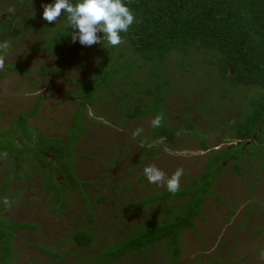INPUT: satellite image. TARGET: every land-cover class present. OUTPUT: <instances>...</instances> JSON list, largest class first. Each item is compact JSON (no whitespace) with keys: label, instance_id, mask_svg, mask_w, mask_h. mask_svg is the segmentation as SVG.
<instances>
[{"label":"trees","instance_id":"obj_1","mask_svg":"<svg viewBox=\"0 0 264 264\" xmlns=\"http://www.w3.org/2000/svg\"><path fill=\"white\" fill-rule=\"evenodd\" d=\"M18 1L28 10L35 2L40 5L50 2ZM124 2L133 11L135 20L121 34L120 44L112 46L104 40L92 44L98 47V58L94 69L85 78L77 79L73 96L80 101L64 140L45 135L28 124L37 110L38 101L29 112H19L9 128L0 132V157L11 159L10 172L1 183L7 194L11 192L8 198L17 197L21 191H11V181L16 182L23 176H39L47 202L56 213L64 210L66 198L73 193L80 195L85 203L87 228L78 226L58 240L74 249L96 248L92 232L94 214L99 205L107 202V197L103 194L91 197L82 186L83 180L77 176L74 155L86 128L83 110L102 99L104 103H114L121 124L135 119L151 120L159 114V127L151 125L148 135L140 138L144 154L149 157L163 145L173 147L178 144L179 133L169 124L165 105L169 101L170 86L178 79L173 74L194 75L197 84H201L197 90L203 92V100L195 102L189 111L195 110L197 114L210 111L218 115L220 121L215 122V126L221 129L213 126L211 129L228 145L221 149L212 148L204 139L207 133L196 130L195 122L184 115L182 119L187 133L198 140L200 149L210 150L201 174L189 178L187 185L178 187L175 193L163 188L126 202L121 207L125 212L150 208L160 215L140 226L125 224L119 228L115 239H109L96 248L95 256L83 258L85 264H116L123 258L135 259V264H141L152 255L154 264L161 261L177 264L182 251L183 231L193 228L203 203L212 194L214 179L223 162L231 164L240 176H243V170L246 171L245 162L256 161L259 169L264 170V0ZM41 11L42 8L29 12L24 17L25 22L37 21ZM21 19L18 15L0 20V32L10 34L13 24ZM57 19L55 25L47 22L43 39L36 49L58 57L70 56L72 52L69 49L74 42L65 33L63 17ZM172 67L175 71H171ZM6 68L26 73L16 64ZM58 69L56 64L53 71ZM109 93L113 96L109 97ZM233 93L236 94L238 108L234 110L236 115L231 117L225 113L222 104ZM241 95H244L243 100L239 98ZM216 102H219V107L213 106ZM256 177L254 175L253 178ZM111 201L115 203L114 199ZM1 212L0 206V264H16V231L36 232L39 226L29 221H11ZM156 245L162 251L159 257L152 254ZM35 246L54 260H65L60 251L50 246ZM48 264L53 262L48 261Z\"/></svg>","mask_w":264,"mask_h":264},{"label":"rangeland","instance_id":"obj_2","mask_svg":"<svg viewBox=\"0 0 264 264\" xmlns=\"http://www.w3.org/2000/svg\"><path fill=\"white\" fill-rule=\"evenodd\" d=\"M40 9L39 2L28 10L21 7L18 0H0V20L8 16L22 17L13 24L10 34L0 32V132L9 128L19 112H29L38 101L37 110L28 124L45 135L64 140L80 101L73 96L77 79L85 78L94 69L98 47L74 42L69 49L72 54L65 57L36 49L48 21L41 17V12L33 23L25 22L24 17ZM13 64L26 73L6 68ZM56 64L59 69L53 71ZM171 71L175 68L172 67ZM173 76L178 79L170 86L165 109L169 124L179 133L178 144L173 147L163 145L149 157L145 156L143 141L140 140L150 132L149 119L121 124L114 103H104L102 99L83 110L86 128L74 155L77 176L83 180L82 186L91 197L96 194L107 197V202L99 205L94 214L92 232L96 248L109 239H115L119 228L125 224L140 226L160 215L150 208L134 212L121 209L128 201L165 188L163 183L147 182L141 171L144 165L154 164L166 174L176 168L182 169L179 188L186 186L189 178L201 174L210 150L200 149L198 140L187 133L182 119L184 115L195 122L196 130L207 133L204 139L212 148L221 149L228 145L211 129L212 126L221 129L215 126V122L220 121L218 115L210 111L201 114L189 111L195 102L203 100V92L198 91L201 84H197L196 77L189 73L180 76L179 72ZM235 95L229 94L228 101L222 104L225 113L231 117L236 115L234 110L238 108ZM239 98L243 100L244 95ZM219 105L216 102L213 106ZM137 127L141 131L133 136L132 132ZM143 156L146 157L144 161ZM10 162V158L0 157L1 213L11 221H29L39 226L36 232L16 231V264H48V261L53 264H85L84 257L95 256L96 248L74 249L58 240L78 226L87 228L85 203L81 196L73 193L66 198L64 210L56 213L47 202L39 176H23L9 183L11 191H21L20 196L8 198L11 192L7 194L1 182L10 172ZM245 163L246 171L243 170V176H240L231 164L223 162L214 179L212 194L203 203L193 228L183 231L182 251L177 264H264V170L259 169L256 161ZM254 175H257L255 179ZM35 245L50 246L60 251L65 260H54ZM158 247L156 245V251L155 247L152 249V254L157 257L162 252ZM154 259L151 255L141 264H154ZM135 262V259L123 258L116 264ZM160 264H167V261Z\"/></svg>","mask_w":264,"mask_h":264},{"label":"clouds","instance_id":"obj_3","mask_svg":"<svg viewBox=\"0 0 264 264\" xmlns=\"http://www.w3.org/2000/svg\"><path fill=\"white\" fill-rule=\"evenodd\" d=\"M41 8V17L45 21L53 22V25L58 20L57 17H63L65 33L69 34L73 42L85 46L101 43V40L112 46L120 44L121 34L126 32L135 20L133 11L124 0H50L42 3ZM160 122L159 114L150 120L153 127H159ZM140 131L141 128L137 127L132 135L136 136ZM141 171L148 183H163L170 193L177 191L182 175L180 168L166 174L154 164L144 165Z\"/></svg>","mask_w":264,"mask_h":264}]
</instances>
